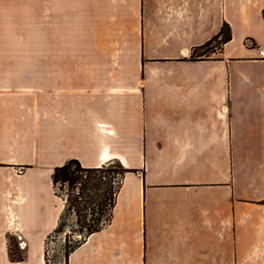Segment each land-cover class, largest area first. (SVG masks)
Segmentation results:
<instances>
[{"label": "crops", "instance_id": "obj_1", "mask_svg": "<svg viewBox=\"0 0 264 264\" xmlns=\"http://www.w3.org/2000/svg\"><path fill=\"white\" fill-rule=\"evenodd\" d=\"M263 7L0 0V264H264ZM224 22L221 52L188 60ZM70 158L133 171L110 221L48 263Z\"/></svg>", "mask_w": 264, "mask_h": 264}, {"label": "trees", "instance_id": "obj_2", "mask_svg": "<svg viewBox=\"0 0 264 264\" xmlns=\"http://www.w3.org/2000/svg\"><path fill=\"white\" fill-rule=\"evenodd\" d=\"M261 14L264 22V7ZM230 39V28L224 22L209 40L192 48L187 59L192 61L211 59L221 52L223 45ZM128 171L133 170L124 168L117 161L96 167H84L75 158H70L54 168L51 177L54 193L61 197L64 207L56 227L47 237L46 244L53 233H64L62 256L65 263L71 251L110 221L121 180ZM61 191L65 194H61ZM262 202L264 203V199ZM67 213H71L74 220L71 228L66 230ZM8 243L12 244L11 237H8ZM10 258L22 259L21 256H11V254ZM45 260L53 263L47 258L46 248Z\"/></svg>", "mask_w": 264, "mask_h": 264}, {"label": "rangeland", "instance_id": "obj_3", "mask_svg": "<svg viewBox=\"0 0 264 264\" xmlns=\"http://www.w3.org/2000/svg\"><path fill=\"white\" fill-rule=\"evenodd\" d=\"M26 40L32 42L33 45V57H39V44H40V32H32L26 34ZM248 44H250V41L246 40ZM200 53V52H198ZM61 194H65L63 191H61ZM73 215L70 213L66 214L65 221L67 223L66 230L71 228L73 223ZM69 235V233H67ZM63 237L64 233L56 234L53 233L52 236L48 239L46 244L47 249V258L50 262H56V261H64L62 256V246H63ZM78 237V236H74Z\"/></svg>", "mask_w": 264, "mask_h": 264}, {"label": "built area", "instance_id": "obj_4", "mask_svg": "<svg viewBox=\"0 0 264 264\" xmlns=\"http://www.w3.org/2000/svg\"><path fill=\"white\" fill-rule=\"evenodd\" d=\"M18 245H19L20 248H23V247H24V242H23V241H20V242L18 243Z\"/></svg>", "mask_w": 264, "mask_h": 264}]
</instances>
